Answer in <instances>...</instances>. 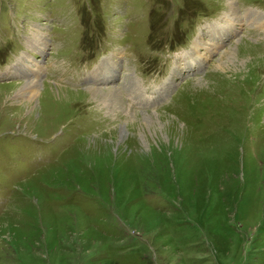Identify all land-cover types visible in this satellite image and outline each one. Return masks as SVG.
<instances>
[{"label": "rangeland", "instance_id": "374dc122", "mask_svg": "<svg viewBox=\"0 0 264 264\" xmlns=\"http://www.w3.org/2000/svg\"><path fill=\"white\" fill-rule=\"evenodd\" d=\"M230 9L264 0H0V264H264V19Z\"/></svg>", "mask_w": 264, "mask_h": 264}, {"label": "bare ground", "instance_id": "6f19581e", "mask_svg": "<svg viewBox=\"0 0 264 264\" xmlns=\"http://www.w3.org/2000/svg\"><path fill=\"white\" fill-rule=\"evenodd\" d=\"M240 13V12H239ZM239 13H237L236 11H235V9H230V13L228 12V14H226L225 16H224V18H223V24H224V26H223V29L225 28V30H224V32H223V35H225V36H228V33L230 32L231 33V35L234 33L233 31H236V29H235V23H238V24H240V23H242V21L243 22H249L250 24H251V22L253 23H255V24H257L258 25V23L260 22V21H262V19H264L263 17H264V15L262 14V12H257V11H251L250 9L249 10H245L244 12H243V14H239ZM245 20V21H244ZM238 21H240V22H238ZM256 21V22H255ZM213 25H215V24H213ZM220 25V24H219ZM218 24L216 25V26H211V29L209 30V31H211V32H213V28H216V27H218L219 26ZM257 25H255V26H257ZM260 25V24H259ZM262 25H264V22H263V24ZM239 26V25H238ZM261 26V25H260ZM33 34H32V36L30 37V45L32 46V47H35V48H38L39 49V51H41V52H44V46H45V42L44 41H46L45 40V38H44V36H43V34H42V32L40 31V30H38V29H36L35 31H33L32 32ZM214 33V32H213ZM219 36H220V34H218ZM213 36H215L214 34H213ZM44 38V39H43ZM231 54V53H230ZM229 54V55H230ZM107 63H108V61H107ZM116 62L112 59V58H110V60H109V65L107 66V68H110L111 70L113 69L114 70V66L113 65H115L116 66V64H115ZM232 64H234V63H232ZM221 65V64H220ZM222 66V65H221ZM105 68V67H104ZM28 72H30V74L31 75H33V74H37L38 76H35V77H38L39 78V75H40V66H38V65H36L34 68H32V66L31 65H28V67H26L25 68ZM222 70H223V68H222ZM37 71H38V73H37ZM11 72V71H10ZM33 72V73H32ZM96 74V73H95ZM29 77V76H28ZM37 80V78H34V77H32V78H28L27 79V81H28V83L23 87V89H22V94L26 97V99L28 100V103H33L35 100H36V98L38 97V90H39V86H38V84H36L35 83V81ZM102 80V79H101ZM64 90V89H63ZM109 90H111V89H109ZM113 91V90H112ZM95 92H97V91H95ZM101 91H99L98 90V92L97 93H100ZM104 94V96H106V97H108V98H113V100L114 101H119V100H117V94H115V92H103L102 91V95ZM100 95V94H99ZM116 97V98H115ZM113 102V101H112ZM143 118V117H142Z\"/></svg>", "mask_w": 264, "mask_h": 264}]
</instances>
